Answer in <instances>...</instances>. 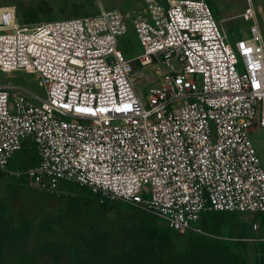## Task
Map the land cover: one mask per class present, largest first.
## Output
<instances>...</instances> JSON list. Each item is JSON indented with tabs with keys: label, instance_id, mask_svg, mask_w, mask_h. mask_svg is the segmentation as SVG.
Masks as SVG:
<instances>
[{
	"label": "built area",
	"instance_id": "obj_1",
	"mask_svg": "<svg viewBox=\"0 0 264 264\" xmlns=\"http://www.w3.org/2000/svg\"><path fill=\"white\" fill-rule=\"evenodd\" d=\"M246 1L249 35L233 47L204 0L32 24L0 3V172L51 195L62 183L87 188L174 231L200 233L202 212L264 213L250 139L264 129V37L261 9ZM129 31L141 49L134 59L117 49ZM136 63L155 76L144 96ZM17 72L34 76L41 94L10 81ZM25 145L37 165L11 172Z\"/></svg>",
	"mask_w": 264,
	"mask_h": 264
},
{
	"label": "rangeland",
	"instance_id": "obj_2",
	"mask_svg": "<svg viewBox=\"0 0 264 264\" xmlns=\"http://www.w3.org/2000/svg\"><path fill=\"white\" fill-rule=\"evenodd\" d=\"M251 1L255 10L261 9V13H257V19L264 37V0ZM213 2L216 9L214 16L222 22V26L228 35V41L233 47L235 41L249 35L248 29L251 23L243 21L241 17L247 6V1L213 0ZM0 3L15 7L19 23L32 24L91 15L97 13L100 6L104 10L124 11L139 7L143 0H0ZM117 49L126 59H134L141 52L133 31H129L125 36L118 39ZM136 66L137 70L133 72L135 86L138 94L144 96L147 87L151 86L150 80L155 76L151 67H140L137 63ZM139 74H142L143 78L139 79ZM12 76L13 79L10 81L41 94L34 76L21 72L14 73ZM1 79L4 81V76H1ZM145 80L146 82H144ZM250 139L264 171V129L253 131L250 134ZM35 156V149L28 145L12 156L9 170L23 174L24 171L33 166ZM69 187L68 184H62L58 193L59 196H55L38 191L30 184V180L23 175L19 179L5 173L0 175V264H17L22 254L36 249L38 240L41 243L50 241L60 246L67 245L72 248L73 257L64 254L59 264H86L88 259L85 258V255L90 250H87L86 253L83 250L88 249V245L96 242V239L113 234L117 227L126 225L125 221H130L133 217V213L128 211L126 207V209H119L117 217L112 218L109 215H104V211L96 206L92 198L83 200L84 197L79 196L78 201H71L69 195H73V193L67 190ZM33 212L35 216H31ZM115 213L114 210L110 214L113 216L116 215ZM55 218L58 219L59 223L56 220L55 224L52 222L43 223L45 220ZM26 219H29L31 225L30 239L28 241L10 240L7 237L8 233ZM71 220L75 222L70 224ZM254 223L260 225L257 232L252 229ZM42 224H44V228L40 229ZM213 224H218L225 236L239 235L256 238L264 234V215L262 214H211L202 212L199 221L195 223L197 227ZM48 227L55 230L54 235L48 231ZM88 236L90 237L89 240L86 239L84 242V238ZM73 237H76L77 240L72 242ZM120 238L121 233L117 232L110 238L104 239L101 247L104 250L116 249ZM249 242L252 249L255 239H251ZM82 254L83 257H81ZM249 261L252 263L251 253L249 254ZM38 264L55 263L50 255L45 254L40 258Z\"/></svg>",
	"mask_w": 264,
	"mask_h": 264
},
{
	"label": "trees",
	"instance_id": "obj_3",
	"mask_svg": "<svg viewBox=\"0 0 264 264\" xmlns=\"http://www.w3.org/2000/svg\"><path fill=\"white\" fill-rule=\"evenodd\" d=\"M204 1L215 14L213 0ZM30 147L33 146L30 145ZM37 163L36 155L33 166ZM2 174L0 172V175ZM62 184L70 185L67 190L73 193V195H69L71 201H78L79 196L84 197L83 200L92 198L96 206L104 211V215H109L112 218L117 217L119 209L125 207L133 213L130 221H125L126 225L117 227L114 233L109 236H100L102 238L96 239V242L88 245V249L83 250L84 253L90 250L85 255V258L88 259L86 264H264V234L256 238L239 235L225 236L218 224L206 227H197L193 224V227L200 230V233L193 230L174 231L164 221L139 208L120 202L104 201L101 203L99 198L87 188L69 183ZM114 210L116 215L112 216L110 213ZM206 213L213 214L215 212ZM260 214L264 215V213ZM55 220L59 223L56 218L45 220L43 223L52 222L55 224ZM72 222L75 221L71 220L70 224ZM44 224L40 226V229L44 228ZM48 229L53 235L55 234L52 227H48ZM117 232L121 233L117 248L104 250L101 247L104 239L110 238ZM31 234L30 222L23 220L18 227L8 233L7 237L12 241H28ZM89 238V236L84 238V242ZM251 239H255L252 249L249 242ZM74 240H77L76 237L71 239L72 242ZM72 252V248L67 245L60 246L50 241L41 243L38 240L36 249L22 254L17 264H38L40 258L45 254L50 255L55 264H59L64 254L73 257ZM250 253L252 254V263L249 261ZM83 256L82 254L81 257Z\"/></svg>",
	"mask_w": 264,
	"mask_h": 264
},
{
	"label": "crops",
	"instance_id": "obj_4",
	"mask_svg": "<svg viewBox=\"0 0 264 264\" xmlns=\"http://www.w3.org/2000/svg\"><path fill=\"white\" fill-rule=\"evenodd\" d=\"M27 146H28V145H27ZM32 167H33V166H32ZM21 177H22V176H21ZM21 177H20V178H21ZM18 179H19V178H18ZM61 186H62V185H61ZM61 186H60V187H61ZM58 196H59V195H58ZM34 212H35V211H34ZM34 212L32 213V215H31V216H35ZM26 220H28V221H29V219H26ZM258 228H259V227H258ZM258 230H259V229H258ZM258 230H257V231H258ZM257 231H256V232H257Z\"/></svg>",
	"mask_w": 264,
	"mask_h": 264
}]
</instances>
